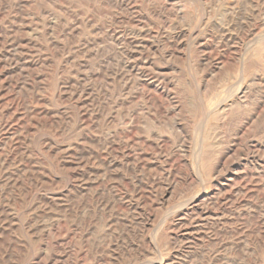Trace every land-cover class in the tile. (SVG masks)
Listing matches in <instances>:
<instances>
[{
  "label": "rangeland",
  "instance_id": "rangeland-1",
  "mask_svg": "<svg viewBox=\"0 0 264 264\" xmlns=\"http://www.w3.org/2000/svg\"><path fill=\"white\" fill-rule=\"evenodd\" d=\"M0 264H264V0H0Z\"/></svg>",
  "mask_w": 264,
  "mask_h": 264
},
{
  "label": "bare ground",
  "instance_id": "bare-ground-1",
  "mask_svg": "<svg viewBox=\"0 0 264 264\" xmlns=\"http://www.w3.org/2000/svg\"><path fill=\"white\" fill-rule=\"evenodd\" d=\"M177 10V9H176ZM210 44V43H209ZM88 81V80H87ZM73 83V82H72ZM259 84V83H258ZM117 108V107H116ZM85 157V156H84ZM132 163V162H131ZM102 185V184H101ZM49 201V200H48ZM243 203V202H242ZM78 252V251H77Z\"/></svg>",
  "mask_w": 264,
  "mask_h": 264
}]
</instances>
